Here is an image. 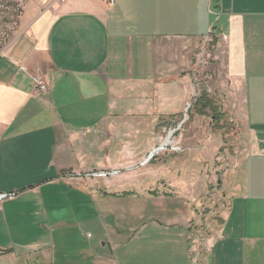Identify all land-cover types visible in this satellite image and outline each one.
<instances>
[{
  "label": "crops",
  "instance_id": "crops-1",
  "mask_svg": "<svg viewBox=\"0 0 264 264\" xmlns=\"http://www.w3.org/2000/svg\"><path fill=\"white\" fill-rule=\"evenodd\" d=\"M204 91L222 98L243 142L203 264H264V0L28 3L0 52V193H16L0 201L1 236L42 231L39 207L57 198L56 185L165 143L188 103L189 118L216 128L211 112L193 108ZM126 120L147 123L135 146L117 142Z\"/></svg>",
  "mask_w": 264,
  "mask_h": 264
},
{
  "label": "rangeland",
  "instance_id": "rangeland-1",
  "mask_svg": "<svg viewBox=\"0 0 264 264\" xmlns=\"http://www.w3.org/2000/svg\"><path fill=\"white\" fill-rule=\"evenodd\" d=\"M30 2L0 0V52L19 32ZM215 98L225 116L218 127L208 118H189L188 103L184 114L169 120V132L181 129L166 146L155 150L161 140L146 150L138 145L137 154L121 155L117 166L87 170L81 179L56 185L50 192L57 198L46 211L39 207V218L47 221L42 231L0 234V264H203L206 242L227 206L225 177L230 172L228 181H238L239 169L233 168L243 142L241 124ZM146 124L126 120L119 145L137 143ZM175 141L184 152L175 149ZM43 240L44 249L34 251Z\"/></svg>",
  "mask_w": 264,
  "mask_h": 264
},
{
  "label": "trees",
  "instance_id": "trees-1",
  "mask_svg": "<svg viewBox=\"0 0 264 264\" xmlns=\"http://www.w3.org/2000/svg\"><path fill=\"white\" fill-rule=\"evenodd\" d=\"M220 103L210 92L204 91L202 95L193 103V108L196 112L205 114L211 112L213 115L216 127L221 125V122L224 120L225 116L219 110ZM219 107V108H218Z\"/></svg>",
  "mask_w": 264,
  "mask_h": 264
},
{
  "label": "built area",
  "instance_id": "built-area-1",
  "mask_svg": "<svg viewBox=\"0 0 264 264\" xmlns=\"http://www.w3.org/2000/svg\"><path fill=\"white\" fill-rule=\"evenodd\" d=\"M34 79H35V81L37 83L38 88L41 91H45V90L48 89V84L42 77L35 76ZM170 133L174 134L175 130L171 131ZM164 146H166L165 143L159 145L158 147H155V150H157V149H159L161 147H164ZM144 161H147V157L144 159ZM107 172H109V171H107ZM15 195H16L15 192H2V193H0V201L5 200V199L13 198Z\"/></svg>",
  "mask_w": 264,
  "mask_h": 264
},
{
  "label": "bare ground",
  "instance_id": "bare-ground-1",
  "mask_svg": "<svg viewBox=\"0 0 264 264\" xmlns=\"http://www.w3.org/2000/svg\"><path fill=\"white\" fill-rule=\"evenodd\" d=\"M171 139H172V133H169L168 138L165 141V144L170 143L172 141Z\"/></svg>",
  "mask_w": 264,
  "mask_h": 264
}]
</instances>
